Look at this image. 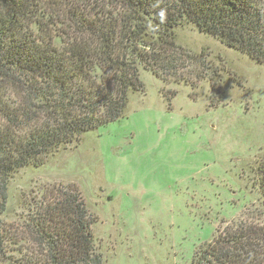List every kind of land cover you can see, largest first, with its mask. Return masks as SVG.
Instances as JSON below:
<instances>
[{
    "label": "trees",
    "instance_id": "obj_1",
    "mask_svg": "<svg viewBox=\"0 0 264 264\" xmlns=\"http://www.w3.org/2000/svg\"><path fill=\"white\" fill-rule=\"evenodd\" d=\"M185 26L264 66V0H0V264H103L78 192L23 200L14 228L11 181L123 119L140 72L195 64ZM250 173L264 206L263 163ZM189 264H264V225L217 229Z\"/></svg>",
    "mask_w": 264,
    "mask_h": 264
},
{
    "label": "rangeland",
    "instance_id": "obj_2",
    "mask_svg": "<svg viewBox=\"0 0 264 264\" xmlns=\"http://www.w3.org/2000/svg\"><path fill=\"white\" fill-rule=\"evenodd\" d=\"M177 43L195 64L163 80L140 72L145 92L123 119L16 174L8 226L23 200L76 191L103 264H189L217 229L264 225L250 173L264 165V66L191 26Z\"/></svg>",
    "mask_w": 264,
    "mask_h": 264
}]
</instances>
